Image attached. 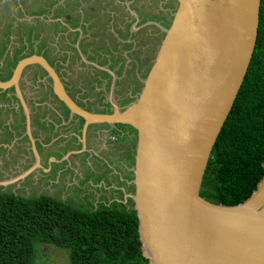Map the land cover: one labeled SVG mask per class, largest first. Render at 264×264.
<instances>
[{
	"label": "water",
	"instance_id": "water-1",
	"mask_svg": "<svg viewBox=\"0 0 264 264\" xmlns=\"http://www.w3.org/2000/svg\"><path fill=\"white\" fill-rule=\"evenodd\" d=\"M175 6L136 97L112 112L72 100L43 57L20 59L0 89L14 86L35 162L23 69L38 64L55 96L89 126L126 125L135 132L131 192L141 256L148 264H264V175L244 201L226 205L201 195L211 150L242 86L256 45L261 0H171ZM80 125V123L78 124ZM264 166V164H263ZM0 184V185H1ZM126 199V200H127Z\"/></svg>",
	"mask_w": 264,
	"mask_h": 264
},
{
	"label": "flooded vegetation",
	"instance_id": "flooded-vegetation-1",
	"mask_svg": "<svg viewBox=\"0 0 264 264\" xmlns=\"http://www.w3.org/2000/svg\"><path fill=\"white\" fill-rule=\"evenodd\" d=\"M21 1L27 5H20V7L24 10L26 9L31 15L37 14V19L35 20L36 25H39L38 29L39 27L41 31H43L42 28L52 29L54 32L58 30V64L57 60H52L47 54V51L53 50L44 51L39 49L41 48L40 43L48 39L50 41H55L56 39L54 40V38L50 37L51 35L49 37L48 35L42 36L40 31L35 33L37 26L29 25L27 29L28 40L34 39L39 44L32 47V51H30L31 47L27 48L26 51L24 49L23 51L25 52L18 59L16 58L18 55L15 54L16 45L11 42V37L0 39V44L3 45L4 50L3 53L0 52V56H2L0 58V81L6 82L12 77L14 68L20 59L25 57H43L54 68L68 96L77 105L94 113H111L112 103L116 102V105L122 108L136 97L142 85L141 80L144 78L164 35L161 27H168L175 9L171 0H120L116 3H123L124 5H116L114 0L107 1V5H101L100 0L93 2V4H91L92 2L87 3L85 0H79L82 1L80 3L68 0L70 1L68 5H53L58 0ZM47 3H52V5H45ZM17 6L20 10L19 5ZM106 8L115 10L112 17H110L112 18L110 22H112L114 31L103 29L100 34L98 31L91 32L92 29L96 30L100 23L102 25L101 28H104L103 23L108 21L109 18V15L108 18L104 15ZM48 11L50 13L53 12L52 18H58L56 22L46 24V22L50 21L44 15ZM57 14L58 17H56ZM122 18L124 21H122ZM117 21L123 22L120 28H115L118 25ZM12 26L9 29L10 33L12 28H14ZM22 42H25V40ZM10 43L12 44L9 50ZM22 46L26 48L25 45ZM52 49L54 48L52 47ZM68 49L75 56H79L82 53L83 56L87 55L88 57L100 59V69L95 68L97 69L95 76L91 75L90 67H94L92 64L88 65V74L81 81L74 75L73 70H69L71 67L68 69L70 73L64 70L65 61H63L61 55L68 52ZM104 67L107 69H103ZM98 77L103 79L109 77V80L105 85V81L100 80L101 84H99ZM26 79L28 80L27 82ZM25 83L30 84L28 91L24 87ZM79 83L81 86L78 88L77 84ZM91 84L94 85L92 86L93 91L101 94V97L99 100L95 99V102L87 100L83 103L79 96L76 95V91L80 92L79 95H83ZM19 86L23 99L31 107V135L34 139V146L41 158V167H37L36 170L43 168L44 171L50 172L51 170H48L47 166L48 155L54 152H58L59 160L67 155L69 157L80 155L82 153L81 150L85 146L89 149L91 131L94 128L105 126L109 132L119 134L121 133L119 127L126 126L92 125L88 127L84 138L77 136L80 135L83 121L76 115L69 119V110L55 96L52 90V81L37 63L23 69ZM89 102L94 103L93 107L89 105ZM79 123L80 125H78ZM60 133L64 136H59L55 139ZM110 138L118 140V137L114 135H110ZM16 139L25 141L28 146V159L29 161L32 160L26 168L28 169L35 162V155L26 131L23 109L12 85L0 89V150L2 152L5 151V155L1 159L2 162H0V175L3 176L0 178V184L20 174H6L4 169V165H7L6 169H8V172L15 168ZM63 149L65 150L62 154ZM66 152L68 153L67 155H65ZM45 155L47 156L45 157ZM22 158L24 160L25 155ZM94 172L95 174L98 173L96 170ZM29 176H31V173L24 178ZM19 182L21 180L8 182L4 185L1 184L0 191L12 193L14 191H3V187L13 183L17 185Z\"/></svg>",
	"mask_w": 264,
	"mask_h": 264
},
{
	"label": "trees",
	"instance_id": "trees-1",
	"mask_svg": "<svg viewBox=\"0 0 264 264\" xmlns=\"http://www.w3.org/2000/svg\"><path fill=\"white\" fill-rule=\"evenodd\" d=\"M264 0L256 45L233 107L211 150L201 195L234 205L264 175ZM69 250L70 264H148L141 256L132 209L90 212L47 195L25 198L0 191V264H37L35 245Z\"/></svg>",
	"mask_w": 264,
	"mask_h": 264
},
{
	"label": "rangeland",
	"instance_id": "rangeland-1",
	"mask_svg": "<svg viewBox=\"0 0 264 264\" xmlns=\"http://www.w3.org/2000/svg\"><path fill=\"white\" fill-rule=\"evenodd\" d=\"M19 0H0V39H6L8 37H11L10 40L11 42H14L16 45V58L18 59L23 52L26 51L27 48L31 47L30 51H32V47H35L36 45L39 44V42L31 40H28V35H27V29L29 25H34L36 27L35 33H38L39 31L42 33V36H47L51 35L50 37L54 38L55 41H50L49 39L46 40L45 42L40 43L41 48L44 51L47 50H52V47L54 48L53 51H47V54L49 55L52 60H57L58 64V30L54 32V30H49L46 28H42L43 31L40 30V27L38 29L39 25H36V16L37 14L31 15L29 14L26 9L24 10L22 7L19 6L20 10L18 9L17 3ZM44 1V0H43ZM58 0L57 5H68V3L71 2H76L80 3L82 1L79 0ZM106 1V4H105ZM107 1H113V0H100L101 5H107ZM120 0H114V3H118ZM14 2V3H13ZM85 2L93 4V2H97V0H85ZM23 5L24 3L20 0V5ZM85 5V4H83ZM116 5H124L123 3H119ZM110 11V12H109ZM115 10L111 9L108 10L107 8L105 9L104 15L106 18H108V21L103 23L104 28H101L102 25L100 23V26H97V29L92 31H98L99 34L103 29H110L111 31H114L113 25L110 17L114 14ZM46 17L50 19V21L46 22L47 23H53L58 20V18H52L50 12H46L44 14ZM58 17V14L57 16ZM122 21L124 19L122 18ZM118 25L115 26V28H120L121 23L117 21ZM13 25V26H12ZM10 26L14 27L12 28V32L10 33L9 29ZM33 26V27H34ZM57 36H56V35ZM91 35V34H89ZM94 35V34H92ZM95 36V35H94ZM25 42H22L23 40ZM12 43L9 44L8 49H11ZM57 45V48L55 45ZM22 45H25L26 48H24ZM30 45V46H29ZM23 48V49H22ZM25 49V51H23ZM35 49V48H34ZM3 45L0 44V52L3 53ZM55 51V52H54ZM3 55V54H2ZM6 55V54H4ZM2 56H0L1 58ZM28 80L26 79V82ZM31 82V81H29ZM29 83H25L24 87L28 91L29 88ZM17 107V106H16ZM15 156H14V161L16 162L15 168L11 169L8 172V169H6L7 165H4V169L6 170V174H15L17 175L18 173H21L24 171L32 162V160L29 161V149L28 146L26 145L25 141H22L20 139H16L15 141ZM64 150L62 151V154L64 153ZM68 153L66 152L65 155ZM5 155V151L2 152L0 150V162L3 156ZM25 155V159L23 160L22 156ZM53 156H56L58 158V152L52 153ZM95 157H99L100 155ZM102 160V158H100ZM52 165L51 171H47L42 168L35 170L34 172L31 173V176L26 177L21 180L17 185L9 184L7 186L3 187V191H14L12 192L15 195H20L25 198H34L39 195H47L51 196L53 198H56L62 202H65L73 207L80 208L84 211L90 212L92 210H96L98 208L103 207V205H109V207L113 206V204L109 203L108 200L111 199V197H116L117 191L114 193L110 190H106L105 185L103 187L101 184L98 186L99 183L102 182H107V164H104L102 166H99V168L96 170L98 173L95 174L94 171L88 170V173H86V176L84 177L85 179H91L93 180V184L97 185L95 189L97 190L96 193L90 190V187L88 185H77V184H71L73 176H79L76 172H74L73 168L69 164V159L63 160V157H61L58 162L50 163L49 161L47 162V166ZM106 166V167H105ZM59 167H62L63 170H61ZM59 169V170H58ZM61 170V171H60ZM67 170V171H65ZM59 171L61 172L62 177L64 180L58 181V173ZM69 173V174H68ZM3 177L0 175V178ZM106 177L102 181L99 179ZM64 181L66 183H64ZM103 184V183H102ZM102 187V188H101ZM105 188V190H104ZM132 190V189H131ZM130 190V191H131ZM129 191V192H130ZM97 194V195H96ZM96 197L94 200L93 198ZM99 201L100 203H94V201ZM104 202V203H103ZM120 206V205H117ZM124 207L127 209H131V203L127 199L126 203L124 204ZM35 262L37 264H70V257H69V250L67 248H60L57 247L53 244H44V243H37L35 245Z\"/></svg>",
	"mask_w": 264,
	"mask_h": 264
},
{
	"label": "crops",
	"instance_id": "crops-1",
	"mask_svg": "<svg viewBox=\"0 0 264 264\" xmlns=\"http://www.w3.org/2000/svg\"><path fill=\"white\" fill-rule=\"evenodd\" d=\"M14 3V2H13ZM58 3V2H57ZM17 5L20 6V1H18ZM16 5V6H17ZM22 5V4H21ZM27 5V4H23ZM45 5H52V3H47ZM57 5V4H53ZM49 12V11H48ZM51 16H53V12L50 13ZM56 15V14H55ZM54 15V16H55ZM48 21V20H47ZM55 47L57 48V45L54 44ZM53 50V49H52ZM55 52V51H54ZM61 58L63 61H65L64 65V70L68 71L73 70L74 75L82 80L83 77H86L87 71L89 70L88 65L92 64L94 66L93 68L90 67L91 70V75L95 76V73H97V69H100V62L97 57H88L83 56L82 53L79 54V56H75L72 51L68 49V52L63 53L61 55ZM98 60V61H97ZM71 67V69H69ZM97 68V69H95ZM69 69V70H68ZM103 69H107L104 67ZM94 70V71H93ZM70 73V72H69ZM80 74V75H79ZM115 77V76H114ZM100 80H104L105 84H107V81L109 80V77L103 79L102 77H98L99 84ZM81 84H84L80 82ZM77 84V87L79 88L81 84ZM87 84V83H86ZM102 85V86H104ZM88 86V85H87ZM94 85L91 84L86 91L85 94L79 95V91H76V95L79 96V98L82 100V102H86L87 100H91L95 102V99L99 100L101 97V94H98V92L93 91ZM98 91V90H97ZM94 92V93H93ZM81 96V97H80ZM90 103L89 105L93 107L94 103ZM31 109V107H30ZM119 130H121V133L115 134L114 132H109L105 126L97 127L92 129L91 131V141H90V148L87 149L86 146L84 147L83 150H81L82 153L78 156L74 157H69L64 156L63 160L69 159V164L73 168L74 172L79 174V176H73L71 184H77V185H88L90 187V190L93 191L94 193L97 192L95 187L97 185H94L92 182L93 180L91 179H85L84 177L86 176V173H88L87 169H90V171H95L99 168V166L104 167V164H107V182H102L99 183L98 186L101 184L105 185L106 190L110 192H116V197H111V199L108 200L109 203L113 204V206H117L119 208H123L124 204L126 203L127 199V193L131 190V185L129 181L131 180V171L130 168L133 163V155H134V146H135V132L132 128L128 126L124 127H119ZM111 133V134H110ZM110 135H114L118 137V140L116 139H111ZM59 136H64L63 134H59L55 137L57 139ZM86 149V150H85ZM77 150V149H76ZM78 151V150H77ZM75 151L76 153H79ZM86 151V152H85ZM88 152V153H87ZM100 155V158L95 157ZM47 155H45L46 157ZM48 161L50 163L58 162V158L56 156H53L52 154L48 155ZM105 166V167H106ZM46 167V165H45ZM61 170H63L62 167H59ZM52 169V165L50 164L48 166V170ZM59 170V169H58ZM60 170V171H61ZM59 171L58 173V181L61 179L64 180V178L61 175V172ZM67 171V170H65ZM69 174V173H68ZM106 177H103L99 179V181L105 179ZM64 183H66L64 181ZM101 187V188H102ZM105 190V188H104ZM131 192V191H130ZM97 195V194H96ZM96 197L93 198V200ZM94 203H100L99 201H94ZM104 203V202H103ZM109 207V205H103ZM111 206V207H113Z\"/></svg>",
	"mask_w": 264,
	"mask_h": 264
}]
</instances>
